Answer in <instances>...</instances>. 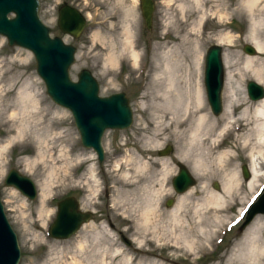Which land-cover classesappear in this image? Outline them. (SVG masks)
Returning <instances> with one entry per match:
<instances>
[{"label":"rangeland","instance_id":"obj_1","mask_svg":"<svg viewBox=\"0 0 264 264\" xmlns=\"http://www.w3.org/2000/svg\"><path fill=\"white\" fill-rule=\"evenodd\" d=\"M154 1L152 27L148 30L139 0H39L38 15L50 28L51 36L60 37L76 48L75 61L69 70L71 79L76 80L78 72L87 68L99 83L100 96L123 91L129 98L132 124L126 129L104 132L102 165L96 153L81 144L71 113L47 95L32 53L19 46H9L0 35V146L14 138L0 156V200L17 236L18 264H73L75 259L83 264H99L104 258L111 260V264H124L122 259L126 256L131 261L128 264L155 261L222 264L251 226L253 220L240 230L246 209L264 188V175L254 183V188L248 185L250 178L245 181L241 170L242 165H248V158L241 150L234 149L232 135L226 136L218 149H233L228 155V168L238 171L237 181L225 195L223 204L201 206L210 189L225 194L222 178L193 175L196 183L187 190L190 198L186 207L178 212V218L171 214L177 197L184 194L175 193L171 184L178 171L177 162L188 169L189 166L178 159L175 136L159 133L164 126L163 111L154 107L162 103L161 89L167 74L163 55L171 47L172 53L182 55L181 62L187 65L182 70L183 79L194 86L199 82L204 111L222 121L223 108L219 115L211 112L203 72L206 49L217 43V37L226 34L232 35L231 41L224 39L220 45L232 58L230 68L237 101L249 100L246 83L255 79L242 68V59L249 55L244 45L250 44L246 41V18L233 14L235 7L231 0H199L205 13L200 24L198 16L202 13L194 11V0ZM62 3L76 7L86 18L77 38L61 32L57 26V8ZM129 27L132 48L138 54L137 63L131 48L125 45ZM31 97L35 99V107ZM141 99L147 108L142 107ZM18 129L23 130L20 137H16ZM154 134H157L154 144H148L146 140ZM166 145H171L173 151L159 156L158 150ZM126 154L135 157L134 164L127 166L121 162ZM142 162L145 169L136 172L134 165ZM27 163H32V170L27 168ZM12 168L34 182L37 190L34 200L4 185V178ZM126 183L132 186L127 187ZM46 184L48 190L42 203L41 192ZM144 185L158 192L157 199L151 200L148 222H144L141 214L146 205L145 193L132 191L133 187ZM67 196L77 198L81 210L92 212V217L70 238L54 239L49 228L56 216L57 202ZM169 199L173 200L172 206L166 204ZM257 218L264 220V215ZM122 235L131 245L122 240ZM260 235L264 238V230ZM175 238L180 243L175 244ZM184 240L191 241L193 248L186 247Z\"/></svg>","mask_w":264,"mask_h":264},{"label":"water","instance_id":"obj_2","mask_svg":"<svg viewBox=\"0 0 264 264\" xmlns=\"http://www.w3.org/2000/svg\"><path fill=\"white\" fill-rule=\"evenodd\" d=\"M139 4L144 25L150 30L155 1L139 0ZM38 10L39 0H0V35L6 38L9 46L25 48L34 55L36 72L44 83L47 95L55 104L71 113L81 144L91 148L102 165L105 157L101 142L104 132L107 129H126L132 124L129 98L123 91L100 96L99 83L87 68L81 69L77 79L72 80L69 70L75 61L76 48L60 37L51 36L50 28L39 18ZM85 24V16L76 7L64 3L58 8L57 26L61 32L77 38ZM244 51L250 55L257 53L251 44H245ZM222 53L223 47L214 43L206 49L204 58V88L214 115H219L223 108L225 70ZM246 92L250 100H259L264 97V86L249 80ZM172 151L173 147L166 145L158 150V155H168ZM177 167V174L171 184L175 193L181 194L195 185L196 180L183 163L178 161ZM241 170L247 181L251 176L248 165H242ZM4 185L15 188L29 200L37 196L34 182L14 168L7 172ZM214 187L219 188L217 184ZM172 203L173 200L169 199L166 204L172 206ZM56 207V216L49 228V234L54 239L70 238L92 217V212L81 210L74 196L59 200ZM259 214H264V191L250 206L240 230ZM121 238L127 245H131L125 236ZM19 259L17 236L0 200V264H18Z\"/></svg>","mask_w":264,"mask_h":264},{"label":"bare ground","instance_id":"obj_3","mask_svg":"<svg viewBox=\"0 0 264 264\" xmlns=\"http://www.w3.org/2000/svg\"><path fill=\"white\" fill-rule=\"evenodd\" d=\"M234 5L233 14H241L247 21V42L250 43L257 53L262 54L261 58L247 55L242 59V68L250 73V77L256 82L264 83V0H231ZM194 11L202 13V3L199 0H194ZM205 13L198 16L200 24ZM128 38L126 47L131 48V55L135 63H137L138 54L132 48V32L130 27L127 29ZM232 35L226 34L216 38V42L221 44L224 39L231 41ZM173 49L169 47L163 55L165 59L164 69L166 71L165 81L161 89V101L159 105L163 111L161 115V123L163 127L161 132L166 135L175 136L178 147V159L188 164L192 175L197 177L223 179L222 189L225 194H221L216 190L210 189L201 206L215 205L220 206L225 200V195L231 191V187L237 181L238 171H233L228 168V155L233 152V149L218 150L224 143L226 136L232 135L235 137L234 149L241 150L248 158V167L250 170V179L248 185L254 188V183L264 175V97L259 100H242L237 101L235 86L232 82L233 71L230 68L232 58L230 54L224 50L222 53L223 64L225 67L224 86L222 91L223 96V111L221 113L222 121L218 122L209 116L204 111L203 98L199 82L195 86L189 81L183 79L182 70L187 68L181 62L182 55L172 53ZM199 69H197V72ZM243 89V84H240ZM264 86V85H263ZM246 98V97H245ZM32 107H35V99L31 97ZM141 105L147 108L146 102L141 99ZM238 107V108H237ZM237 108V109H236ZM63 114V112H59ZM64 115V114H63ZM65 117V115H64ZM141 120V119H140ZM23 133L22 129H18L16 137H20ZM157 133V134H159ZM33 134V132H32ZM154 134L146 140L148 144H154ZM34 136V135H33ZM14 138L7 140L6 144L0 146V156L3 155L5 148L12 143ZM262 158V161H258ZM125 165L135 163V157L132 154H126L121 159ZM118 161L116 165L118 166ZM135 166L136 172H142L146 164L137 163ZM27 168L32 170V163H27ZM134 185V184H133ZM125 186H132L126 183ZM206 185H202L205 188ZM132 188V187H131ZM46 189V191L44 190ZM41 192L42 203L48 190V184ZM190 189V188H189ZM188 189V190H189ZM131 191V190H130ZM134 193L143 191L145 193V208L142 211L144 222L149 221L152 213L151 200H156L158 192L150 190L147 186L133 187ZM264 191V190H263ZM181 196L177 197L175 205L171 208V214L178 218V212H181L186 207L187 200L190 198V192L185 191ZM254 203V202H253ZM250 209V208H249ZM196 210V208H195ZM194 210V211H195ZM264 215V214H259ZM255 216L251 226L246 229L242 237L234 244L231 253L226 257L222 264H264V238L258 237L263 233L264 220ZM245 216L243 218V221ZM242 221V222H243ZM210 232V231H209ZM179 238L174 239V243H180ZM184 245L188 248H193L192 242L184 240ZM129 257H123L124 264L131 263ZM99 264H111L104 259H100ZM73 264H83L81 260H74ZM149 264H160L151 262ZM217 264V263H216Z\"/></svg>","mask_w":264,"mask_h":264},{"label":"flooded vegetation","instance_id":"obj_4","mask_svg":"<svg viewBox=\"0 0 264 264\" xmlns=\"http://www.w3.org/2000/svg\"><path fill=\"white\" fill-rule=\"evenodd\" d=\"M59 7V6H58ZM58 9V8H57ZM58 11V10H57Z\"/></svg>","mask_w":264,"mask_h":264}]
</instances>
